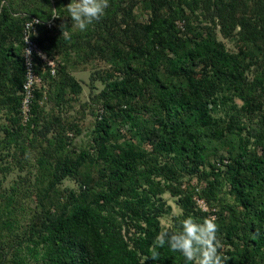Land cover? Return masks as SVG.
<instances>
[{"label":"trees","instance_id":"trees-1","mask_svg":"<svg viewBox=\"0 0 264 264\" xmlns=\"http://www.w3.org/2000/svg\"><path fill=\"white\" fill-rule=\"evenodd\" d=\"M6 1L0 4V106L10 107L11 116L20 106L26 73L21 13L49 18L53 9L66 13L71 0H45L32 9L27 0L16 7ZM140 3L147 11L144 22L135 19V0H109L103 18L80 35L67 26L70 39L63 29L36 39L54 62V73L35 58L40 85L29 117L19 121L17 114L4 130L7 143L25 158L36 151L37 202L20 235L19 190L1 197L0 264H26L28 258L40 264H186L167 246L157 249L156 260L145 261L164 231L159 218L166 209L159 195L166 191L182 194V214L169 232L189 216L201 223L212 215L218 239L233 247L220 249L225 264H264V0ZM46 7L51 10L45 14ZM202 22L209 23L206 36L199 34ZM217 25L225 36H238L244 48L227 50L212 34ZM71 48L87 63L85 70L91 58L102 63L91 69L90 78L103 85L92 96L103 111L87 124L90 139L78 145L66 142L65 131L79 130L82 113L55 114L42 125L35 117L44 94L61 105L68 92L80 93L69 72ZM144 111L152 113L153 122L144 123ZM119 119L130 122L128 135L138 144L128 138L119 142L126 137L114 130ZM208 135L216 139L210 151L203 142ZM23 137H29L25 147ZM147 140L154 142L152 152L141 146ZM220 148L226 153L209 162ZM218 163L226 165L223 177ZM206 164L209 171L201 169ZM183 173L206 180V187L182 188ZM67 178L77 189L61 187ZM222 179L233 205L218 197ZM197 197L208 209L198 206ZM214 201L219 211L211 207Z\"/></svg>","mask_w":264,"mask_h":264},{"label":"rangeland","instance_id":"rangeland-1","mask_svg":"<svg viewBox=\"0 0 264 264\" xmlns=\"http://www.w3.org/2000/svg\"><path fill=\"white\" fill-rule=\"evenodd\" d=\"M8 1L11 3V5L13 4L15 7L18 6L19 4L21 5V0H11V1L8 0ZM27 1L29 4V7H28L29 9H32L34 7L38 8V6L40 5H43V6L45 5V0H27ZM140 2L141 0H135L136 5L133 8V14L137 21L144 22L147 17V11L144 10ZM50 10L51 9H48L46 7V9L44 10L45 14L48 13ZM27 13L29 12L27 11ZM53 16H59V17H53ZM51 17L56 19L55 25L53 26L51 30H49V32L46 30V28L45 30L47 32L39 31L38 38H40L41 36L46 37L47 33L59 34L62 29H63L62 30L63 33L67 32L68 29H70L71 32L76 33L77 35H80L83 32L71 26L72 22L70 18H68L67 12L59 14L53 9L52 14L49 18H47L46 16L44 18L39 17V19H41V21L47 22V20L50 19ZM196 22L197 21L195 20L194 23L192 24H195ZM178 25L179 27L183 29L184 22L178 20ZM67 26H68V29H67ZM208 26H209V23L202 22L200 24L199 34L206 36L207 35L206 32L209 31ZM89 27H91V25ZM219 29H220V26L217 25L215 28V32L212 34L216 35V38L225 45L227 50L231 52H238L239 50H242L244 48V44L240 39L238 40V36H236L235 34H233L234 36L233 35L225 36L223 32L219 31ZM77 53L78 51L77 50L75 51L72 48L69 50L68 55H70L71 61L73 63L71 61H68V63L70 65L69 72L75 80V85L81 87L80 93H78L77 95H74L68 92L67 99L64 102L60 103L61 105L56 104L53 99L48 97V95L44 94L42 98L38 101L40 110L37 116L35 115L39 125H42L43 121L47 120V118H51V116L55 114H60L62 117H65L67 114L79 116L82 113L81 122H80L81 124H80L79 130L77 131V130L67 129L65 131L66 142H71L73 145H75V143L77 145L81 143H85L90 139V135H89L90 130L88 129L87 124L91 123L95 119V117H97V114L103 111L100 103H98L95 98H92V96H94L96 93H98L102 89L103 85L100 81H95L90 78L91 71H92L91 69L95 70V68L100 67L102 63L98 62L96 58H91L89 61L90 68L85 70L87 63H85L84 61H81ZM173 68L174 66H171V69ZM250 77L252 76L250 75ZM38 85H40V83H38ZM235 102L238 105L241 104V101L238 99ZM9 108L10 107L0 106V199L1 197L6 196L7 193L8 194L12 193L13 188L15 189L14 191L19 190L16 196L17 204H15L16 205L15 214L18 218L17 232H19L20 235H23L27 228L29 216L32 214L34 205H36V202H37L36 197H35L36 194L33 190V179H34V174H35V167L37 166L36 160H35L36 151L31 150L25 158L26 154L19 152V149L15 148V145H13V143L12 144L7 143V136H6V131L4 130V128L9 127L10 119L15 118L17 114L19 117V121H20V117L22 118V116H20L21 115V103H20L19 108H17V111L15 113L13 112L11 116H8ZM142 115H143L142 118H143L144 123L149 124L153 122L154 116L152 115L150 111L149 112L144 111ZM21 120H23V118ZM129 129H130V122H128L127 120L124 121L122 119H119L114 125L115 131L118 130V133H120L121 136H126V137L120 138L119 140L120 143H122L125 139L128 138V141H132L138 144L139 142L137 138L129 137L128 134L133 132V131L129 132ZM244 135H245V132H244ZM49 137H51V134L49 135ZM23 138H22L23 143H24L23 145L25 147L27 146L29 137L28 139L26 137H23ZM215 140H216L215 137L212 135H208L204 139L203 142L208 147L207 151H210L212 149V147L214 146L216 142ZM37 142L38 141L34 143L35 146H37ZM153 145H154V142L148 141V140L141 144V146H143L147 152H152ZM219 153L225 154L226 152L224 149L220 148L219 151H217V154L210 155L209 162L216 161V159H218ZM29 169L31 170L27 172ZM201 169H205L206 171H209L210 166L206 164ZM219 170H221L220 175L223 177L225 175L224 171L226 170V165L225 166L223 165L221 169L219 168ZM180 181L182 183L181 187L184 189H187L189 185H192V186L195 185L199 187V189L200 188L202 189L206 187L207 185L206 180L199 179V177L196 175L189 178L185 173H183L182 176L180 177ZM61 187L77 189L76 182L70 178L64 179L61 182ZM219 187L220 188L217 191L218 197L221 200H223V202H225L226 204H232V205L235 204L233 195L229 192V184L227 180L222 179L221 183L219 184ZM159 196L165 202L164 207L166 209L165 210L166 212L163 216L159 218L162 229L165 230V229H169L170 227H173L174 222H175L174 219L179 218L182 214V208L178 202L182 194L173 195L169 191H166V192H163ZM196 200L197 201L199 200V203L197 204L200 208H202L203 210L208 209L207 205L204 206L202 202L203 199L201 200V198L197 197ZM213 203L215 204H212L211 207H214V209L216 208V210L219 211L220 206L217 204V201H214ZM220 243L222 245L221 251L226 252L227 249L233 250V247L230 246V244L228 243L224 244L221 241ZM23 254H27V252H24V249H23ZM26 264H40V263L33 260L32 258H28Z\"/></svg>","mask_w":264,"mask_h":264},{"label":"clouds","instance_id":"clouds-1","mask_svg":"<svg viewBox=\"0 0 264 264\" xmlns=\"http://www.w3.org/2000/svg\"><path fill=\"white\" fill-rule=\"evenodd\" d=\"M108 7L109 0H71L66 6V11L72 22L71 26L79 31H85L94 22H99L103 18ZM34 23L39 21H33L29 25L30 29ZM63 34L70 39L69 33ZM27 42L28 38L24 43ZM30 55L31 50L25 48L24 56ZM37 55L42 56L40 53ZM215 220L214 216H209L198 223L189 216L181 221L176 231L169 232L167 229L161 231L153 241L150 257H146L145 261L149 258L156 260L159 256L157 249L167 246L169 251L182 255L186 264H225L227 257L220 251L222 245L217 237L218 225Z\"/></svg>","mask_w":264,"mask_h":264},{"label":"built area","instance_id":"built-area-1","mask_svg":"<svg viewBox=\"0 0 264 264\" xmlns=\"http://www.w3.org/2000/svg\"><path fill=\"white\" fill-rule=\"evenodd\" d=\"M1 6L2 5H7L6 0H1L0 2ZM23 20V29H22V35H21V43H22V55L24 59V64L26 68V73H25V80L23 82V90L21 91V116L23 120H27L31 111V104L33 101L34 97V89L35 86H38V83L40 81L39 76L36 74L34 70V62L35 58L39 57L42 59L47 65H49L51 69V73H54V62L51 61L49 64L48 57L46 53L42 50V48L39 46L37 43L36 39L39 37V31H40V26H44L47 30H51L53 26L56 23V19L51 17L50 19L47 20V22L41 21L39 17L30 15V14H22L21 13ZM33 21H39V23H34L31 27L29 28V25L33 23ZM28 38V42L24 43L25 40ZM25 48H28L31 50V55L30 57H25ZM37 53L42 54L37 55ZM26 61H29L26 63ZM220 163V162H219ZM222 166V164H219ZM224 163H227V160H224ZM202 200V199H201ZM199 203V200L197 201ZM204 206L206 205L205 201L202 200Z\"/></svg>","mask_w":264,"mask_h":264},{"label":"crops","instance_id":"crops-1","mask_svg":"<svg viewBox=\"0 0 264 264\" xmlns=\"http://www.w3.org/2000/svg\"><path fill=\"white\" fill-rule=\"evenodd\" d=\"M20 41H21V39H20ZM21 43V42H20Z\"/></svg>","mask_w":264,"mask_h":264}]
</instances>
